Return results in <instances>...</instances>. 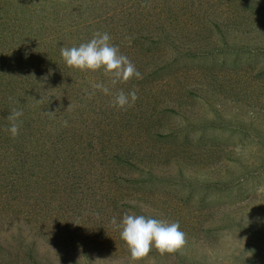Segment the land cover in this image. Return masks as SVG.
Masks as SVG:
<instances>
[{"label": "rangeland", "instance_id": "rangeland-1", "mask_svg": "<svg viewBox=\"0 0 264 264\" xmlns=\"http://www.w3.org/2000/svg\"><path fill=\"white\" fill-rule=\"evenodd\" d=\"M21 1L29 13L23 9L27 25L39 20L51 27L55 19L64 25L75 17L92 27L82 30L87 42L96 32H107L113 41L114 35L104 26L109 21L111 28L122 19L126 28L134 29L125 46L142 79L113 87L102 69L75 70L54 77L55 84L47 90L32 91L30 99L36 104L43 93L49 94L59 117L72 115L73 127L67 135L81 137L82 146L98 123L108 118L123 132L125 146L120 150L135 151L138 158L154 156L155 167L143 163L138 168H150L155 180L140 184L128 179L137 178V172L110 158L117 151L115 137L108 139L103 153L85 151L89 157L83 161L65 163L41 156L28 162L25 178L14 188H19L14 199V191L8 195L4 188L3 177L17 168L0 163V264H31L25 258L28 247L38 264H264V60L241 56L235 68L231 56L222 62L221 56L215 63L207 61L225 46L232 49L241 43L243 32L257 21L250 10H241L240 3L234 11L225 8L221 20L230 21V13L235 16L227 26L232 32L222 42L201 14L206 7L224 5V0H202L200 8L196 6L200 0H146L147 7H128L141 0H44L40 12L35 11L41 0ZM124 11L141 13L145 20L135 24L136 19L128 20ZM25 21L20 19L15 27ZM243 43L253 45V41ZM176 48L200 54L199 59L184 57L168 68ZM94 83L110 88L111 95L95 89L102 93L97 104L108 106L80 116L89 111L87 105L76 113L69 105L76 103L66 100L81 97L86 84ZM192 86H201L207 93L194 97L188 92ZM133 89L138 95L134 106L126 110L111 106L118 91ZM4 96L20 103L10 88ZM25 119L35 121L33 126L49 121L39 115ZM238 123L242 128L236 127ZM46 127L41 125L43 130ZM150 130L169 131L173 137L159 143ZM23 145L33 155L29 139L24 138ZM125 212L168 224L178 222L186 244L163 256L153 248L145 259L131 261L121 229L111 223L115 217L118 225Z\"/></svg>", "mask_w": 264, "mask_h": 264}, {"label": "trees", "instance_id": "trees-1", "mask_svg": "<svg viewBox=\"0 0 264 264\" xmlns=\"http://www.w3.org/2000/svg\"><path fill=\"white\" fill-rule=\"evenodd\" d=\"M41 1L42 4L37 5L35 12H40L43 9L42 5L44 0ZM127 1L130 2L132 0ZM223 3L225 6L218 3V8L213 10L206 7V11L204 10L201 14V17L206 19L207 23H210L212 27L216 29L219 41H226L229 33L232 32L227 26L232 25L235 16L233 13H230V21L221 20L220 16L222 12L226 11L225 8L234 11L235 9L233 8L236 3H240L243 8L241 10L249 9L250 17L257 21L249 30L243 32L244 36L237 47L228 49L225 46L222 51L220 50L217 54L209 56L207 60L208 63H215L219 60V56H221V62L223 58L226 59L231 56L230 64L235 68L236 64L240 62L241 56L264 60V0H224ZM200 4H202V0H200L199 4L196 6L200 8ZM11 5L17 6L9 13L8 10ZM135 6L147 7V2L146 0H141L137 2L132 1L128 4V7ZM213 7H215V5ZM23 9L28 13V10L23 8L21 0H0V163L9 162L10 165L15 164V166H11V170L17 168L11 173L6 172L3 177L6 179L7 185H5L4 188L7 189V194L9 195V193L14 191L16 184L25 178L24 166L32 160H37V157L54 156V160L56 159L58 162L64 161L65 163H69L71 160H78V162L83 161L85 157H89L88 153L87 155L85 154V151L95 150L94 155L97 150L103 153L104 148H107L106 143L111 137H115L118 144L113 145V148L117 149V151L112 152L110 158L129 171L137 172L138 177L135 179L128 178L129 180L136 181V183L140 184L144 181L155 180V176L152 175L150 168H147V171H142L138 168L143 163L149 166L154 165L155 167V163L152 162L154 156L151 157L149 155V157L145 159L141 155L142 158H138L135 151H130L129 149L120 150L122 146H125L124 139H121L123 132L117 130V128L109 122L108 118L105 117V120L98 123V126L95 127L96 129L94 128L92 130V133L89 134L88 139L82 146L83 140L81 137L76 138L74 135L69 138L67 135L71 127H73L71 124L74 122V120H72V115L59 117L57 113L58 108H54L57 105L53 107L50 105L51 101L48 99L50 98L49 94L46 95L43 93L39 103L37 102L34 104L31 102L32 99L30 98L33 97L32 91L47 90L51 84H55V80H53L54 77L59 78L62 75H72L76 73L75 70L78 69L70 68L65 64L61 57L60 49L62 47H78L82 43H87L85 40V38H87L86 34H82V30L88 31L92 27L89 24L75 19V17L72 19L70 18L64 25L60 23L58 19L54 20V24L51 27L46 26L41 21L39 22V20H36L37 23L35 25H27L29 19L25 17L26 12H24ZM55 12L56 11L53 10L54 17H56ZM124 13H126L125 18H128V20L136 19L135 24H138L141 19L145 20L141 13H131V11H124ZM8 14L9 16L7 17ZM20 19L21 21H26L19 27H15ZM117 22L115 23L117 25H113L112 28L111 21L104 25L105 27L108 26L109 28H107V31L114 35L111 44L118 46L119 52L127 56L134 64L136 60L132 58L130 54H127L125 46L126 41L133 35L134 29L131 26L126 28L125 21L122 19ZM233 27L236 28V25ZM121 28L126 29V31H119L118 29ZM102 29L101 27L97 28L99 31ZM46 38L47 41H45ZM243 40L246 43L248 41H253V45H247L243 43ZM153 43H160V41H154ZM184 50V52L180 50L178 52L176 48V55L170 59L171 63H166L167 66L170 65L168 68L176 64L179 65V59H183L184 57H188L191 60L199 59L200 54L193 53L186 49ZM206 57H208V54L205 58ZM119 85H123V83H119ZM9 88L19 97L20 103L12 99L8 100L9 98L4 96ZM206 90L207 89L201 86H192V90L188 92L194 97H202L201 95L207 93ZM73 95L77 96V94ZM80 96L81 97H73V99L69 97L66 100L68 103H76L73 104V106L69 104L71 108L75 109L76 113H79L84 104L87 105L86 109H89V111H84L80 116H89L93 114L94 109L98 106H104L106 108L108 106V103L97 104V101L102 99V93L95 91L92 85L88 86L86 84V91L81 93ZM234 100L236 102L237 98ZM14 108L22 110L23 115L19 117L17 121L20 123L19 134L15 138H12L6 129L10 126L8 116ZM51 108L53 111L51 112L52 114L49 113ZM214 113L216 114V112ZM32 115L46 117L49 121L39 122L37 123L38 125L33 126L31 122L35 121L25 119V117H31ZM51 118H55V121H50ZM122 119H124V116ZM64 121H67V126H64ZM41 125L47 126L46 130H43ZM236 127L242 128V123H238ZM255 130L257 131L258 129ZM149 132L154 140L159 143L164 140L172 139L173 137L172 132L169 131L162 134L155 132V130H150ZM24 138L29 139V146L33 149V155L28 154L26 151L27 145H23ZM140 178L143 179L140 181ZM18 190L19 188L14 191L13 199L19 195V193H16ZM27 249L28 250L25 251V258L30 261L31 264H38L32 256V250L29 247Z\"/></svg>", "mask_w": 264, "mask_h": 264}, {"label": "clouds", "instance_id": "clouds-1", "mask_svg": "<svg viewBox=\"0 0 264 264\" xmlns=\"http://www.w3.org/2000/svg\"><path fill=\"white\" fill-rule=\"evenodd\" d=\"M110 40L111 37L107 32H96L87 43H82L78 47H62L60 54L70 68L93 72L102 69L113 87L133 78L142 79V74L135 65L127 56L121 54L118 46L112 45ZM92 87L105 95H111L110 88L103 83H94ZM137 99L136 89L128 93L120 90L114 95L111 106L126 110L134 106ZM22 115V110L14 108L8 116L10 126L6 131L12 138L19 134L20 123L17 121ZM64 126H67V121H64ZM111 223L121 229L120 238L125 242L130 260L133 262L148 257L153 248L163 256L178 252L186 244V234L180 230L178 222L168 224L144 215L125 212L118 225L115 217L112 218Z\"/></svg>", "mask_w": 264, "mask_h": 264}]
</instances>
